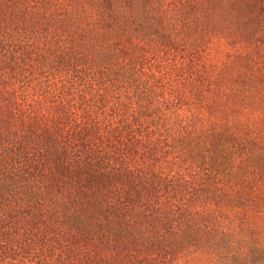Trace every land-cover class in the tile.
<instances>
[{
  "label": "trees",
  "instance_id": "1",
  "mask_svg": "<svg viewBox=\"0 0 264 264\" xmlns=\"http://www.w3.org/2000/svg\"><path fill=\"white\" fill-rule=\"evenodd\" d=\"M262 44L264 0H0V264L264 263Z\"/></svg>",
  "mask_w": 264,
  "mask_h": 264
},
{
  "label": "rangeland",
  "instance_id": "2",
  "mask_svg": "<svg viewBox=\"0 0 264 264\" xmlns=\"http://www.w3.org/2000/svg\"><path fill=\"white\" fill-rule=\"evenodd\" d=\"M216 43H218L216 45ZM214 49H212L208 53V57H210L213 60H216L219 58V60H229L234 54H236L238 51H240L242 54L247 53L249 50V47L242 46V47H237V45H233L232 43H227L219 40L214 41ZM216 45V46H215ZM253 53L255 54V57L257 59V63L260 64L264 62V44L259 46L258 48L253 49ZM218 57V58H217ZM232 66H230V69ZM180 264H222L219 262H213L208 259L207 254L203 253L200 256L196 257L195 259H192L189 263L185 261V259H182L180 261ZM224 264V263H223ZM244 264H264V263H255V262H246Z\"/></svg>",
  "mask_w": 264,
  "mask_h": 264
}]
</instances>
